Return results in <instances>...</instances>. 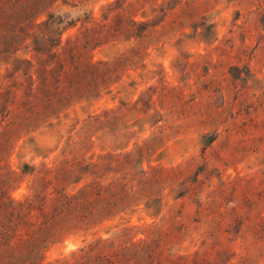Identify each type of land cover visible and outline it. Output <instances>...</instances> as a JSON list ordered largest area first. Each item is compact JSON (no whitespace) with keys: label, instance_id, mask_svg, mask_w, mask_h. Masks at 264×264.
Instances as JSON below:
<instances>
[{"label":"rangeland","instance_id":"rangeland-1","mask_svg":"<svg viewBox=\"0 0 264 264\" xmlns=\"http://www.w3.org/2000/svg\"><path fill=\"white\" fill-rule=\"evenodd\" d=\"M0 264H264V0H0Z\"/></svg>","mask_w":264,"mask_h":264}]
</instances>
